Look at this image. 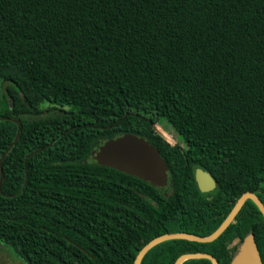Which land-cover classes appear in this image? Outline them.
<instances>
[{
  "label": "trees",
  "instance_id": "obj_1",
  "mask_svg": "<svg viewBox=\"0 0 264 264\" xmlns=\"http://www.w3.org/2000/svg\"><path fill=\"white\" fill-rule=\"evenodd\" d=\"M0 83V242L27 264H135L159 236H210L246 192L264 202V0H0ZM161 119L199 152L175 144L171 164ZM120 135L159 151L163 184L95 161ZM252 232L264 263L248 199L217 240L140 264H231Z\"/></svg>",
  "mask_w": 264,
  "mask_h": 264
},
{
  "label": "water",
  "instance_id": "obj_2",
  "mask_svg": "<svg viewBox=\"0 0 264 264\" xmlns=\"http://www.w3.org/2000/svg\"><path fill=\"white\" fill-rule=\"evenodd\" d=\"M99 164L116 168L146 181L163 184L168 179V165L159 151L144 138L135 135H120L106 141L95 155ZM196 181L203 193L211 192L217 187L216 180L211 173L199 168L196 170ZM248 199L254 201L264 216V204L253 192H246L238 200L224 223L210 236L198 237L187 233H169L159 236L149 242L138 254L135 264H140L148 251L157 244L167 240H189L200 243H209L217 240L236 219ZM192 258H205L220 264L217 258L209 253H190L182 255L175 264H182ZM231 264H264L258 248L255 234L249 233L239 245Z\"/></svg>",
  "mask_w": 264,
  "mask_h": 264
},
{
  "label": "rangeland",
  "instance_id": "obj_3",
  "mask_svg": "<svg viewBox=\"0 0 264 264\" xmlns=\"http://www.w3.org/2000/svg\"><path fill=\"white\" fill-rule=\"evenodd\" d=\"M1 84V83H0ZM4 85L0 90L4 93L5 87ZM44 110L53 109L55 111V106H51L50 104L44 105ZM158 131L167 139L168 145L162 148L164 155L167 160L173 164V153H174V145L180 144L184 149H189V147L185 144L184 140L178 135V133L174 130L172 125L167 119H161L157 124ZM0 264H27L16 252L15 250L0 242Z\"/></svg>",
  "mask_w": 264,
  "mask_h": 264
},
{
  "label": "flooded vegetation",
  "instance_id": "obj_4",
  "mask_svg": "<svg viewBox=\"0 0 264 264\" xmlns=\"http://www.w3.org/2000/svg\"><path fill=\"white\" fill-rule=\"evenodd\" d=\"M185 150H188L190 151L191 153L195 154V153H198L199 151L196 150V149H185ZM173 159L174 161H178L180 159V156L177 152H174V156H173ZM254 194H256L259 199L262 201V198L259 196L260 195V190L256 191V192H253ZM253 201V200H252ZM254 202V201H253ZM262 203L264 204V202L262 201ZM260 224L256 223L255 224V230H259L260 229ZM255 234V233H254ZM256 237V236H255ZM257 242V241H256ZM259 248V247H258ZM261 253V252H260Z\"/></svg>",
  "mask_w": 264,
  "mask_h": 264
}]
</instances>
